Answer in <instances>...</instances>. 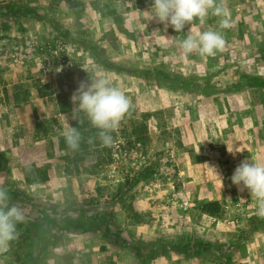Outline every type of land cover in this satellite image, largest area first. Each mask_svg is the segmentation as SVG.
Returning <instances> with one entry per match:
<instances>
[{"label": "rangeland", "instance_id": "1", "mask_svg": "<svg viewBox=\"0 0 264 264\" xmlns=\"http://www.w3.org/2000/svg\"><path fill=\"white\" fill-rule=\"evenodd\" d=\"M222 2L228 28L209 16L176 33L149 21L151 0H0V187L24 221L50 224L54 235L32 264H264V216L255 218L256 200L231 181L241 161L263 162L250 146L264 139V89L239 81L264 78V0ZM189 27L194 36L219 31L225 46L213 56L184 54L179 41ZM157 71L223 92L175 90ZM88 75L108 78L129 108L115 130L112 162L94 175L68 176L56 139L70 116L54 115L36 94L22 107L10 97L14 85L39 81L51 103L58 94L71 97ZM146 113L141 145L132 125ZM151 163L153 175L134 184ZM30 165L44 168L48 180L27 184L22 169ZM91 198L97 204L85 206ZM212 201L221 207L216 216L200 210ZM177 235L213 247H161L148 259ZM22 262L11 244L0 251V264Z\"/></svg>", "mask_w": 264, "mask_h": 264}, {"label": "clouds", "instance_id": "2", "mask_svg": "<svg viewBox=\"0 0 264 264\" xmlns=\"http://www.w3.org/2000/svg\"><path fill=\"white\" fill-rule=\"evenodd\" d=\"M146 13L150 15L149 21L155 20L165 29L171 26L176 33L184 32L185 26H191L193 21L203 25L209 16L219 18L220 28L230 26L229 11L222 0H151L150 10ZM224 46L225 39L219 31L205 30L194 36L190 27L185 38L179 41V48L184 54L195 52L202 56H213ZM70 99L74 105L71 119L76 121L77 126H71L64 115L65 126L60 136L67 149H80V115L96 130L95 140L104 146L110 145L112 133L119 127L129 108L128 98L108 78L88 75L87 81L80 82ZM88 143H93V138H89ZM231 181L241 190H247L256 200L258 215L264 216V164L241 161ZM9 200L7 190L0 187V251L6 250L17 239V225L25 219L22 210L10 205Z\"/></svg>", "mask_w": 264, "mask_h": 264}, {"label": "trees", "instance_id": "3", "mask_svg": "<svg viewBox=\"0 0 264 264\" xmlns=\"http://www.w3.org/2000/svg\"><path fill=\"white\" fill-rule=\"evenodd\" d=\"M12 9L18 10V14L24 13V9L22 7L13 6ZM157 74L163 78V81L166 82L168 86L172 87L175 90H182L185 92H199L202 94L223 92V90H215L213 86H210L208 84L202 86L200 84L194 83V80L190 77L183 78L175 73L165 74L161 71H157ZM239 83L240 85H246L250 88L264 89V78L261 76H242ZM14 86L15 92L11 95L10 99L14 102V104L18 102L19 104H17V106L22 107L20 103L24 104V102L29 101L31 96L36 94L41 100H45V106L52 108L54 115H69V124L73 127L77 126L76 121L71 119L70 114L72 109L74 108V105L71 102V97L69 94H58L54 98H52L51 103H49L47 102V97L52 96L53 93L51 92L49 86L46 84H42L38 81L36 83H18ZM41 105H43V103ZM149 117V113L143 114V120L132 125L131 136L134 138L136 143H140L141 145L146 144L148 140V129L145 120H147V118ZM79 119L81 122L78 127L82 134V142L78 151L68 150L62 136H58L56 139L57 150L64 153L58 157V161L63 163L64 173L68 176L80 174L94 175L97 170L112 162L116 134L115 131L112 133V143L108 146H104L95 140L96 130L89 125L88 121L82 115H80ZM89 138H93V143H88ZM261 138L262 137L259 135V146L264 145V139ZM50 144L51 145H49L48 151L49 155L52 156L54 155V148L53 143L51 142ZM88 157L94 158V161L90 165H87L86 163ZM155 165L156 163H151L149 167H145L144 171L140 173L138 177L134 178V184H138L139 182L150 178L154 173ZM22 170L26 183L29 185L40 184L48 180L47 171L42 167L30 165L23 167ZM99 190L100 189H96L94 193L98 194ZM83 202L87 207H94L97 204L94 198H91L89 201ZM220 209V204L217 201L204 203L200 206V210L203 213L211 216L218 215ZM255 218H260V215H257ZM17 231L19 233L17 239L10 244L13 246L15 251H17V255L21 254L23 258V262L21 264H32L37 247L40 251L44 250L45 245H47V239L54 237L51 232L50 224L48 225L46 223L38 221L37 219H33L31 222L23 221L22 223L17 225ZM161 247L172 251H181L184 249L196 248L201 252H207L210 251L213 246L210 243H204L200 240H196L192 244L183 235H177L165 238L162 242H160L157 249L155 248L152 251V255L150 257L147 256V254L143 250L144 248L142 247L137 249L136 253L141 256L143 260L149 257L148 259L150 261H153L156 258V252ZM40 251H38V253H40Z\"/></svg>", "mask_w": 264, "mask_h": 264}, {"label": "crops", "instance_id": "4", "mask_svg": "<svg viewBox=\"0 0 264 264\" xmlns=\"http://www.w3.org/2000/svg\"><path fill=\"white\" fill-rule=\"evenodd\" d=\"M253 145H251L250 147L253 149H256L259 154L260 153L262 154V156H263V162L262 163L264 164V145L259 146V145H256L255 143ZM255 163H260V162H255Z\"/></svg>", "mask_w": 264, "mask_h": 264}]
</instances>
